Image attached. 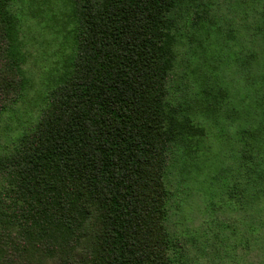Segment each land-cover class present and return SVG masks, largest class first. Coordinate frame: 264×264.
Returning a JSON list of instances; mask_svg holds the SVG:
<instances>
[{
	"label": "trees",
	"instance_id": "1",
	"mask_svg": "<svg viewBox=\"0 0 264 264\" xmlns=\"http://www.w3.org/2000/svg\"><path fill=\"white\" fill-rule=\"evenodd\" d=\"M18 1L0 0V112L29 86ZM63 2L74 28L61 83L0 153V264H179L165 177L206 133L170 82L182 17L204 1ZM253 174L259 204L264 169Z\"/></svg>",
	"mask_w": 264,
	"mask_h": 264
},
{
	"label": "rangeland",
	"instance_id": "2",
	"mask_svg": "<svg viewBox=\"0 0 264 264\" xmlns=\"http://www.w3.org/2000/svg\"><path fill=\"white\" fill-rule=\"evenodd\" d=\"M203 1L182 17L170 93L206 135L194 152L172 156L167 225L179 264H264V200H250L254 170L264 169V0ZM64 6L14 5L29 86L0 112V153L38 123L61 83L74 28Z\"/></svg>",
	"mask_w": 264,
	"mask_h": 264
}]
</instances>
